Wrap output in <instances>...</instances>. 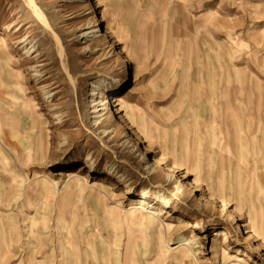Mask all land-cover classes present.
<instances>
[{"label":"rangeland","instance_id":"374dc122","mask_svg":"<svg viewBox=\"0 0 264 264\" xmlns=\"http://www.w3.org/2000/svg\"><path fill=\"white\" fill-rule=\"evenodd\" d=\"M4 23L36 52L0 48V264H264V130L234 144L223 104L264 107V0H0Z\"/></svg>","mask_w":264,"mask_h":264},{"label":"bare ground","instance_id":"6f19581e","mask_svg":"<svg viewBox=\"0 0 264 264\" xmlns=\"http://www.w3.org/2000/svg\"><path fill=\"white\" fill-rule=\"evenodd\" d=\"M34 9L37 10L39 8H34ZM38 14H39V12H38ZM2 30H4V35L3 34H0V48L3 49V53H1V52L0 53L2 55H4V56L5 55H10L11 56V52H9V50H6L7 49V38H6L5 35H8L9 37L12 36V35L18 36V37H16V38H18L17 44L19 46H21L22 49H24V51L27 54V56L32 57L33 54H34V52H36L35 50L33 52L31 51L34 46H32V42L30 41V38L27 37V36H24V35H22V36L19 35L20 32H19L18 28L16 26H13V24H11V23H4L3 26H2ZM95 32L96 31H94V30L85 31L83 33V37L95 36V34H94ZM0 51H2V50H0ZM34 67L36 68L37 66L35 65ZM37 70L35 69L34 71H37ZM40 74H38V75H40ZM228 80L229 79H227V81ZM224 92H226V96H227V99H226L225 103H223L224 106H225V108L230 110L231 116L235 117L234 115H236L237 116V119L239 118L238 124H240V126H236V128H235V130H236L235 131V134H234V136L231 137L232 138L231 140L234 141V144H236L235 142H238L239 141V138L243 137V135L240 134V133H246L244 131L245 124L249 127V131H252L253 130L252 128H254L255 125H257V129H256L257 132H261V131L264 130V112H263L264 111V107H263V103L262 102L260 103V100H257V101L254 100V98H253L252 95H248V96L245 95V97H243L244 92L241 89L239 90V93H240V96L239 97H236V96L231 97L232 94L230 92L229 86H228V88H225ZM94 94L95 93H93V95ZM46 97L47 98H50L51 96H46ZM215 98L217 100V105H216V107H217L219 105L218 102H219V99H220V95L216 96ZM229 99H231L234 103H236L239 106V109H233L231 107L230 103H229ZM96 101H97V99H95V100L92 101L94 103L92 105V107L94 108V110L92 112L98 113V115L96 116V123L95 124L96 125H104L106 123L112 122L110 119H106V120L105 119H102V117L104 116V114L103 113L102 114H99V113H101L102 109H104V108L99 109V107L102 106V101H99V102H96ZM57 108H58L57 106H54L51 110H54V109H57ZM242 113L245 114V115L248 114V117L249 118L248 119H245L244 121H242L240 119L241 118L240 116H242ZM218 115H219V113H218ZM255 128H254V130H255ZM220 130H219V132H217V135H216L217 138H219L220 136H224L223 133H222V131L220 132ZM105 132H107V131H105ZM262 133H263V137L262 138L264 139V131ZM256 137H257V135H256ZM230 147H231V145H230ZM223 150H224V146L221 145L219 151H220V155L222 154L221 155L222 156L221 158L223 160V165L229 166L230 171H231L233 169L231 166L234 165V160H233V158H227V157L223 156ZM227 151L230 152V149H228ZM257 154L260 155V157L258 159L259 162H261V160H264V147H262V149L259 148L257 150ZM238 160H239V162L243 161V159L241 157H239ZM256 164L259 165L258 162H256ZM256 170L264 171V166H262L260 168H259V166H257L256 167ZM256 179L257 180L263 179L262 181H264V172H263V175H261V179H260V176L257 177ZM262 189H264V185H263ZM180 192L181 191L178 188V190L175 191L174 196L176 197ZM140 197L142 199H147L148 193L146 191L145 192H142V194H141ZM146 203L147 202H144L143 201V202L137 203L136 205H131V207L128 209L129 210V214L133 218L139 219L140 221H144L146 223H153L152 222L153 220H156V221L160 220V218L158 217V215L161 214V213H158V215H157L154 212L155 210L153 212H148L147 213V211H149V207L146 206L147 205ZM188 226H189L188 228H192V227L193 228H196V227L199 226V224H196V225H192L191 224V225H188ZM228 238L229 237L226 236L225 237V240L227 241ZM193 244H194V242H193ZM193 244L190 241H185L184 242V240H183L182 243L178 244L177 246H175L173 248L171 247L172 249H170V250H175V253L182 252L183 253V257H189V256H192L193 255V252H192L193 250H191V245H193ZM192 249H194V248H192ZM223 251H224L223 252V255L225 257H227L228 256V252L225 251V250H223Z\"/></svg>","mask_w":264,"mask_h":264}]
</instances>
